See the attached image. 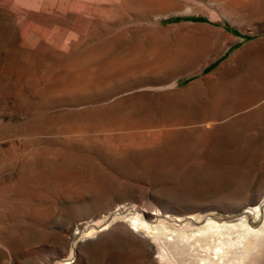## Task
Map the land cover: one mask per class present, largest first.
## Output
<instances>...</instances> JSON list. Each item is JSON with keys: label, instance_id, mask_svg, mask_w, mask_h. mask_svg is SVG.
Masks as SVG:
<instances>
[{"label": "rangeland", "instance_id": "1", "mask_svg": "<svg viewBox=\"0 0 264 264\" xmlns=\"http://www.w3.org/2000/svg\"><path fill=\"white\" fill-rule=\"evenodd\" d=\"M115 1L0 0V264L216 257L127 233L144 211L174 236L247 219L224 260L264 246V0L232 21L205 0H128L120 33L101 19Z\"/></svg>", "mask_w": 264, "mask_h": 264}, {"label": "bare ground", "instance_id": "2", "mask_svg": "<svg viewBox=\"0 0 264 264\" xmlns=\"http://www.w3.org/2000/svg\"><path fill=\"white\" fill-rule=\"evenodd\" d=\"M205 1L211 7L215 8L216 10H218L220 15H222V16L230 19V20L233 19L236 14L238 16V14L242 12V9H244L246 7H249L252 4L251 0H205ZM192 7L190 5L187 8L185 7L184 10L181 12V14H187V13L191 12L192 11ZM157 38H160V37L157 36ZM208 44H207L208 47L211 46L210 43H208ZM207 45H206V49L205 48H203L204 50L202 49L203 51L208 49ZM203 51H202V53H203ZM149 62H150V60H149ZM104 77H105V75H104ZM106 78H107V76L104 79H102V78L101 79L102 80H106ZM108 78H109V76H108ZM66 80L68 81V79H66ZM70 83H71V81H70ZM247 207H249V208H251L253 210L255 216H257V215L259 216V214L261 213V210H262L261 209L262 206L260 205L259 198L250 199L248 201V203H247ZM157 216L158 215H157L156 212L144 211L143 213L140 212V213L132 215V218L135 219V221H137V224H135L134 227H129L128 225H127L128 226L127 227L124 223H122L121 225H122L123 229L129 234H133L134 235L137 232H139L141 229L145 230L144 232L145 233L147 232V234H152L154 239H156L159 242H161L163 250L166 248L164 243H166L168 241L169 236L170 237L172 236L170 239H173V242H172L173 247H171V245H170V248L172 250H175L176 252L178 251L179 255L180 254H183V255L184 254H186V255L189 254L190 253L189 251L191 250V248L193 246H196L197 244H200L199 245L200 247L198 246L199 248H201V249L203 248L205 251L206 250H210V251H212L210 253H213L214 254L213 256H216L214 258H210L211 255L210 256L209 255L206 256L207 254H210V253H206V255H205L206 257H203V258L201 257V263L205 262V264H213V263L221 264V261L223 260V262L226 263V264H259L258 263L259 260L257 258V257H259V255H257L255 250H257L259 247L263 246V245H261L262 241H260V240H259L260 242L257 241V243H255L253 245L251 244V246L249 245V247L248 246H244L243 249L245 250V252L243 251L244 253L241 254L240 257L239 256L238 257L235 256L234 258L230 257L227 260H224L225 259V253L223 251L221 253V250L223 248L222 245H223L224 241L227 240V239L224 240V238L222 239L221 238L222 236H226L227 237V236H231L233 233H236L238 238H240V239L244 238V240H245V238H247V236L250 237L251 232L252 233L254 232V231H252V228H251L252 226L249 225V222L247 221V219L235 222V223L232 224V226H230V225H228L226 223H223V224L218 223L217 220H212V221L210 220L205 226H203L202 228H200L198 230L199 235H198V233L196 234V233H187V232L186 233L185 232L182 233V232H179V233L176 234V236H174L173 232H171V231L169 232V227L165 224V222H158L157 225L150 224V222H152V220L154 218H156ZM235 228H236V230H235ZM260 229H261L260 231H262L264 233V226H263V228H260ZM257 231H259V230H257ZM257 233H255V235H257ZM191 239H193V242H189ZM240 239H236V240H240ZM185 240L187 241V243L189 242L188 245L184 243ZM215 240H220L221 243H216L217 241L215 242ZM246 240H248V239H246ZM262 240H264V235H263V239ZM234 241H235V239H234ZM230 242H232V241L231 240L230 241L227 240V242H225V243L228 245ZM241 243H243V242H241ZM241 243H240V245H241ZM167 244L168 243H166V245ZM263 244H264V241H263ZM263 247H262V250H264ZM193 250H194V248H193ZM192 252H194V251H192ZM170 253H171V251H170ZM161 256H162L163 259H165L170 264H180L179 262H177L178 260L176 261L175 259H172L171 256H169L166 252L162 253ZM174 256L176 258V255H174ZM179 259H181V258H179ZM190 263H191V261H190ZM184 264H186V263H184Z\"/></svg>", "mask_w": 264, "mask_h": 264}, {"label": "crops", "instance_id": "3", "mask_svg": "<svg viewBox=\"0 0 264 264\" xmlns=\"http://www.w3.org/2000/svg\"><path fill=\"white\" fill-rule=\"evenodd\" d=\"M131 5L128 0H116L110 4L109 18L101 15V19L115 28L116 33L131 31L133 27L130 24L134 19L133 15L129 13Z\"/></svg>", "mask_w": 264, "mask_h": 264}, {"label": "water", "instance_id": "4", "mask_svg": "<svg viewBox=\"0 0 264 264\" xmlns=\"http://www.w3.org/2000/svg\"><path fill=\"white\" fill-rule=\"evenodd\" d=\"M183 10H184V7L177 5V4L173 6V8L171 9L172 13L176 15H180Z\"/></svg>", "mask_w": 264, "mask_h": 264}]
</instances>
